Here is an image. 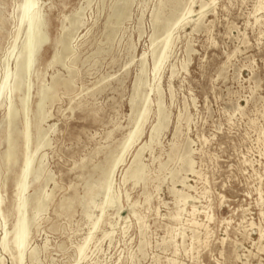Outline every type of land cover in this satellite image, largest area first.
I'll return each mask as SVG.
<instances>
[{
    "label": "rangeland",
    "instance_id": "1",
    "mask_svg": "<svg viewBox=\"0 0 264 264\" xmlns=\"http://www.w3.org/2000/svg\"><path fill=\"white\" fill-rule=\"evenodd\" d=\"M23 1L0 0V84L6 70L15 71L26 40L23 27L11 53ZM166 1L128 0L117 21L113 11L123 0H39L48 39L25 77L27 111L21 105L27 86L12 97L19 117L11 127L16 163L8 169L3 120L9 101L0 106L1 264H17L16 250L3 249L2 239L17 219L26 118L31 151L40 133L44 142L34 163L43 164L42 176L30 180L27 194L30 203L37 192L49 196L44 212L29 211L36 217L22 264H264V5L179 0L172 16L164 6L170 20L158 24L155 15ZM190 8L195 14L182 20ZM168 33V56L155 77ZM62 34L69 51L59 44ZM43 88L48 96L40 113ZM144 100L150 113L142 134L111 177L117 206L102 215L103 173L120 156ZM157 100L167 118L151 142L162 118ZM142 146L145 182H123ZM177 191L188 195L184 201ZM98 217L81 258L78 250Z\"/></svg>",
    "mask_w": 264,
    "mask_h": 264
},
{
    "label": "bare ground",
    "instance_id": "2",
    "mask_svg": "<svg viewBox=\"0 0 264 264\" xmlns=\"http://www.w3.org/2000/svg\"><path fill=\"white\" fill-rule=\"evenodd\" d=\"M127 1L128 0H123L122 4L116 5L115 8H114V11L112 10L113 11V16H115L117 21L121 18L122 14L124 12V9L126 7ZM260 2H261L262 5H264V0H261ZM167 4L171 8V11H172L171 12V16H172L173 15L172 14L173 11L179 6L180 1L179 0H168V1H166V3L164 2L161 5V7L159 6L160 10L155 15V20H156V22L158 24L161 23L162 25H165L170 20V17H165L162 14L163 13L162 10H164L163 8H166L164 6H166ZM189 4H191V3H189ZM39 6H40L39 5V0H24L22 2V4L20 5V7L18 6L19 7V12H20L18 23H17L18 24V29H17V33L18 34H17V36L15 38V44L13 45V50H12L11 53H13L15 51V49H16V46H17L16 45V40H17L18 36H20L19 33H20V31H21V29L23 27H25V29H26V35H25L26 36V40H25V43L23 45V48L21 47L22 51H20L19 55H17L18 57L16 58L17 59L16 69H14L15 71L11 72L12 70L7 68L8 70H6L5 73L3 74V78H2V81H1V84H0V106L2 104L3 98H5V99H7L9 101L8 102L7 111H6V115H5V117L3 116L4 117L3 122L6 124L7 129H8V131H7L8 149H7L6 155L4 157V162H5L6 169L9 168V165L11 164L12 161L15 160V157H16L15 146H14V143H13V140H12V137H11V134H12L11 127H12V124L14 123L15 119H17V117H19L18 116L19 115L18 114L19 110H18L17 107H15V105H13L14 102L12 103V97H13V94L15 92H17V91L20 92L22 90L23 85L27 86V89H26V92H25L26 94H25V96L23 98H21V105H22L23 109L26 112L27 111L26 109H27V106H28V96H29L28 94H29V90H30V83L29 82H25V77L28 74H30V72H31L36 60H37V57H38V54L40 52V49H41L42 45H44V43L48 39V37L45 34V32H43L44 18H43V14L41 13V9H40ZM189 6L187 8H189ZM200 7H201L200 10H203L204 5H202ZM194 11L195 10L193 8H190L189 10L187 9V12L182 16L181 19L185 20L186 16L190 15ZM18 13H16V14L18 15ZM193 14H195V13H193ZM202 15H204V14H202ZM191 17H192V14H191ZM200 18L201 17H199V19ZM186 20H188V19H186ZM186 23H188V21ZM171 36L172 35L168 33L167 37L164 38L163 51L160 54V56H158V58H156V60L154 62L153 73H154L155 77L158 75L161 67L163 66L162 65L163 62L166 60V58L168 56L167 54H168V51H169L168 49L170 48V40L173 38V37L171 38ZM33 38L37 39L36 43H34V44L32 43ZM59 42H60L59 44L62 45V47H63V49L65 51H69V46L66 43V40H65V37L63 36V34H62V37L60 38ZM57 57H58V53H55L54 57L52 59V62H55L57 60ZM143 63H144V61L142 62V64ZM141 71L143 72V68H142ZM28 80H29V78H28ZM141 80H142V75L139 76V80H138L137 86H136V91H138V88L142 86L141 85L142 84ZM158 89L159 88H157V90ZM47 91H48L47 88H43L42 89L41 97H40L39 101L37 102V107H38L37 109L40 110V113H41V110H42L43 105L45 103V100H46V98L48 96ZM54 91H55V89H54ZM49 96H50V94H49ZM157 101H158V103H157V106H158L157 110L158 111L157 112L162 116V118L160 117L161 118L160 119L159 117H157V119H159V121H157L158 124L154 127L155 130H153V133H151V139H150L151 142L154 140L156 131H157V134H158L157 128L158 129H159V127L162 128V126H163V128L165 127L164 124H165V122H166L165 120L167 118V116L165 114H163V110H162V105H163L164 102H162L161 100H157ZM149 102H151V101H149ZM151 104H152V102H151ZM132 106H134V105H132ZM149 111L150 110H149V106H148V100H146L145 101L144 110L139 115V118L136 119L137 121H136L135 129L132 130L129 133L128 137L126 138V140L122 144L123 148H122V152H121L120 156L115 158V159H111L109 170L107 172L105 171V173H103L104 178H105V185L103 183V180H104V178H103L101 180L102 181L101 189H105V191H106V200L104 201V203H102L99 206V210L101 211L102 215L105 213L104 211H105V209L107 207H113V206L115 207V205H116V202L118 200V196L111 192L112 191L111 190V186H112V178L111 177H112V174H113L114 169L116 168V166L119 165L120 162L122 163L124 153L141 136V134H142V126H143L144 122H146V119H147V117H148V115L150 113ZM37 113H39V111ZM37 119H39V118H37ZM37 122H39V121H37ZM29 127H30V124L28 122V119L26 118L25 128H24V131H23L24 151H25L24 153H25V155H24V159H23V162H22L23 164H22L21 175L19 176V178L17 179L16 184H15V186H16V201H15L16 209L15 210H16V214H17V219H16V222L13 225V228L11 229V231H8V230L5 229V235H4L3 239H2V247H3V249L6 250L9 247L11 249V247H12L13 249L16 250L17 255L15 256V259L17 260V264H22V262L24 260V253H25V251H26V249H27V247L29 245V241H30L31 226H32V224H34L33 220L41 212H44V211H41V210L43 209L45 203L47 202L46 200H47V198L49 196V195H46L45 197H43L44 194L42 196L41 193L37 192L35 194V196L33 197V202L30 203V195L27 194V191H28V188H29V185H30V180L38 181L40 179V177L42 176V167H44V166H41V165H43V164H41V162H39L37 165L34 164L35 163V159H37L36 158V154L39 151L40 147H42L41 145L44 143V142H40L41 138L43 136V133H40L38 135L39 142L36 144L35 149L31 151V149H30L31 139H30V136H29ZM14 129H16V128H14ZM153 143H155V142H153ZM153 143H151V144H153ZM150 146H152V145H150ZM173 146L175 147V144ZM144 148H145V146H142L140 149L138 148V150H137V152H136V154L134 156V160L132 162L133 163L132 166H129L128 170H126L127 172H126L125 177H123L124 178L123 182H126L129 179L133 180L135 183L138 182V181L140 182L142 180H143V182H145L144 179H145V171H146L145 168L146 167L144 166V164L140 163V161H139V158H140ZM182 158L180 159V162H181ZM182 162H183V160H182ZM186 162H187V164H189V166L191 165V161L190 160H188V161L186 160L185 163ZM14 163H16V162L14 161ZM161 166L163 167V165H161ZM162 167H161V169H162ZM163 170H164V168H163ZM103 172H104V169H103ZM94 186H97V185H94ZM96 188H98V187H96ZM176 194L178 195L179 200H181V201L182 200L184 201V199L188 196V195L186 196L184 193H181L179 191H177ZM94 197L95 196L92 197V201H93ZM189 197H190V195H189ZM92 201H91V203H92ZM31 209L34 210L35 215L37 214L36 216L34 215L35 217L34 216L33 217L29 216V211ZM181 210H183V209H181ZM39 211H41V212H39ZM196 212H197V210L194 207L191 210L190 215L194 216V214ZM100 220H101V218L98 217L97 220L94 221L93 227L90 230V232H89V234H88V236L86 238L85 243L82 246H80V248L78 250V254H79V256L81 258L85 257L84 255H85V251L87 250L86 249L87 248V242L92 237L94 231L97 230L99 222L102 221V220L101 221ZM191 223L193 225H195V226L199 225L198 222H196L195 219H192ZM111 233L112 232H110V234ZM110 234H109V236H110ZM9 235H10V237H9ZM13 249H11V250H13ZM36 251L37 250H35V249L31 250V252H30V257L31 258L35 257ZM0 264H1V262H0Z\"/></svg>",
    "mask_w": 264,
    "mask_h": 264
}]
</instances>
